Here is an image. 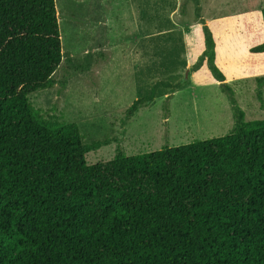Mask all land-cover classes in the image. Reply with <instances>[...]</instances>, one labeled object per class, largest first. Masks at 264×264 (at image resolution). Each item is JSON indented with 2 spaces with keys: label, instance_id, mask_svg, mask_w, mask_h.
<instances>
[{
  "label": "trees",
  "instance_id": "trees-1",
  "mask_svg": "<svg viewBox=\"0 0 264 264\" xmlns=\"http://www.w3.org/2000/svg\"><path fill=\"white\" fill-rule=\"evenodd\" d=\"M205 41L231 130L88 164L111 141L83 142L28 99L64 58L55 0H0V264H264V119H245L207 29ZM256 84L264 108V76Z\"/></svg>",
  "mask_w": 264,
  "mask_h": 264
},
{
  "label": "rangeland",
  "instance_id": "rangeland-1",
  "mask_svg": "<svg viewBox=\"0 0 264 264\" xmlns=\"http://www.w3.org/2000/svg\"><path fill=\"white\" fill-rule=\"evenodd\" d=\"M55 0L64 58L55 83L28 95L43 117L78 125L82 141L110 140L88 164L218 137L233 127L225 76L246 120L264 119L256 78L264 76V0ZM135 12V13H134ZM118 13V15H117ZM152 100L123 121L135 99ZM264 98V85L262 87Z\"/></svg>",
  "mask_w": 264,
  "mask_h": 264
},
{
  "label": "crops",
  "instance_id": "crops-1",
  "mask_svg": "<svg viewBox=\"0 0 264 264\" xmlns=\"http://www.w3.org/2000/svg\"><path fill=\"white\" fill-rule=\"evenodd\" d=\"M130 1H132V6L134 5V1L133 0H130ZM134 7V6H133ZM135 13V12H134ZM117 15H118V13H117ZM119 16V15H118Z\"/></svg>",
  "mask_w": 264,
  "mask_h": 264
}]
</instances>
